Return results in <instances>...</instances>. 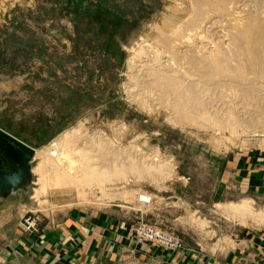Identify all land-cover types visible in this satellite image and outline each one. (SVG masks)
Returning <instances> with one entry per match:
<instances>
[{"label": "rangeland", "instance_id": "obj_1", "mask_svg": "<svg viewBox=\"0 0 264 264\" xmlns=\"http://www.w3.org/2000/svg\"><path fill=\"white\" fill-rule=\"evenodd\" d=\"M197 1L0 0V128L39 149L82 125L70 145L79 149L85 142L94 159L102 153L100 165L116 159L118 167L123 162L120 173L126 172L106 183L104 191L85 186L81 194L66 187L38 190L36 197L38 177L32 172L26 193L0 200V264H264V223L243 222L227 209L243 199L252 200L256 211L264 209V126L252 129L249 123L264 111V87L255 96L232 81L201 88L203 111L209 110L212 123L205 114L196 117L198 124L197 119L174 120L173 111L156 100L143 107L135 94L141 91L132 88L135 53L157 46L164 36L160 27L171 14L180 20L170 24H180L192 16ZM259 13L261 20L255 19L264 34ZM224 32H211L205 40L224 39ZM236 106L248 114L240 116L235 131L226 114L240 115ZM99 135L107 143L95 150L91 143ZM39 162L34 158L32 167ZM151 163L162 170L145 172ZM137 166L142 173L134 170ZM91 213L115 221L125 234L120 239L102 235L110 244L98 252L84 248L80 236ZM73 229L76 236L69 234ZM147 230L171 236L176 246L142 241Z\"/></svg>", "mask_w": 264, "mask_h": 264}, {"label": "bare ground", "instance_id": "obj_2", "mask_svg": "<svg viewBox=\"0 0 264 264\" xmlns=\"http://www.w3.org/2000/svg\"><path fill=\"white\" fill-rule=\"evenodd\" d=\"M259 11L263 12L264 14V0H198L193 4V7L190 8V13H191L190 15L192 16L188 17L184 22L181 20L182 23L180 24L178 23L170 24V21L180 20L179 15L176 12L175 13L173 12L170 16V20L165 22L163 27H160L159 34H161V36L162 35L164 36L162 37V40L159 41L157 46L151 44H150L151 46H149L148 44L149 48L144 49L146 47L143 46L144 48H141L140 50L138 49L139 52L137 50L138 53H135L136 57L138 56V60H137L138 64L134 65V67L133 66L131 67V68H135V67L136 68L134 69L135 72H133L130 77L132 78V82H133L132 85H134L132 88L137 87L138 90L141 91V93L135 92V94L137 96L139 94L140 99L143 101L142 103H144L143 107L146 106L145 102L147 100L150 102L156 100L155 102H157L159 105L166 108V110H170V114L172 113L171 111H173V114L170 116L171 117L173 116V119L175 116L176 118L174 120H178L180 122H184V121L194 122V120L197 119L196 117H206L204 115L207 112H209V110L206 113L205 111H203V107H202L203 102L201 100L202 94L200 95V92L202 90L201 88L205 89L208 87L207 90L209 91V87L212 88V87L220 86L222 84L224 85L225 81L235 82L236 84H238L237 87L241 86L251 95L255 94L256 89L258 90L260 88H263L264 87V34L262 33V30H260L262 29L259 26L261 24L258 25L255 19V16L256 17L260 16L258 15L260 14ZM223 30L225 31L224 39L219 38L220 40L218 41L214 40L213 43L205 40L206 38L208 39V36L211 35L210 34L211 32L212 35L213 34L217 35L216 33H219L220 31ZM216 37L217 36H215V38ZM131 70L133 71V69ZM226 87L227 86L224 87L225 91H226ZM231 88L233 87L230 86V89ZM218 90H220V88H218ZM231 90L227 92L231 93ZM243 92L244 91H242V93ZM129 93L131 94L130 96L134 95V93H132V90H130ZM217 94L220 95L219 93ZM232 95L234 94L232 93ZM251 95H249V97ZM257 95L259 97L258 100H260L261 96H259V93ZM208 97L210 96L208 95ZM220 99L218 98V100ZM241 99L243 98L241 97ZM250 100L252 99H249V101ZM230 103L227 104L229 105ZM250 105L252 106V104ZM237 106L240 109L241 105H237ZM244 106L246 105H243L242 108H244ZM227 109L229 108H225V110ZM244 109L240 111L237 109L240 115L236 114L235 111L231 112L228 110L230 112V113L228 112L229 114H226V118L227 115H229L228 121L226 120L227 122L226 123L224 119L223 122H225L227 125L229 122V125L231 127L230 130L235 129L236 131V127L234 128V126L236 125L240 129L241 125L239 127L238 122H240L243 118L240 116L241 115L244 116V114L247 113ZM262 110L264 109L262 108ZM263 112L261 111L259 112L257 120L256 119L254 120V118L251 119V121L249 120L251 128L255 124L259 125V127L264 126ZM250 114L252 115V113ZM220 115L222 114L220 113ZM247 116H249L250 119V115ZM211 117L212 116L209 115L207 119L210 120ZM213 117H215V114ZM217 118L220 119V116ZM221 118H225V117L221 116ZM209 122L212 123L211 120ZM218 122L220 123V120ZM197 124H198V119H197ZM215 126L216 128H218L216 124ZM242 127H246V126L244 125ZM247 127H249V124ZM223 128H221L220 131ZM225 129H227L226 126ZM252 129L255 128L253 127ZM82 131H83L82 125H77L74 128L64 130L55 138H53L48 144L42 146V148L36 149L32 147L34 149V155L31 159L30 172L31 174L32 172L36 173L38 177L37 183L39 185L38 188L34 189V197H36L38 190L42 192L47 189H57V188H66V187H75V189L81 194L85 186H90V187L95 186L97 188H101L102 191L103 190L102 188H104V185L106 183L108 184V182L110 183V182H114V180H118V177L120 175H122L120 177L123 178V175L126 172L125 173L121 172L122 173L121 174L119 168L120 166L122 168L123 162L119 163L120 164L119 167L116 164V159L113 160V162H111L109 165L105 163V165L107 166L100 165V163L97 162V158L101 156L102 153L100 154L98 153L99 156L94 159L92 155L93 154L92 152L94 150L91 149L90 145L89 147H87L85 142H83L84 147H81L79 149H77V147H73V144L70 145L72 143L71 138L72 137L75 138L76 135H81ZM97 138L99 139H94L92 140L93 142L91 143L97 148L95 150H99L102 146H104V144L107 143V142L104 143V141H102V139L104 138H102L101 135H99V137ZM90 142L91 140L88 142V144ZM91 150L93 151L91 152ZM113 155L114 154H112V156ZM34 158H40V162L37 164V166L32 167V161L34 160ZM129 160L131 161L132 159ZM140 163L146 166V164H144V162H141V160ZM153 163H151V165L148 164V166L150 165L149 167L150 170H147L146 168L147 166L146 167L143 166V168L147 170L145 172L152 171L153 168L156 169V171L162 170L161 164L158 165L157 163L156 164ZM137 167H133L134 170L136 169L141 170L137 172L142 173V169H141L142 166L141 168L140 167L137 168ZM129 168L131 169V166L128 167V169ZM128 169H126V171ZM123 170L124 169H122V171ZM131 172L134 171L132 170ZM160 173L162 174V172ZM149 174L152 173L149 172ZM140 198L142 200L148 199L146 195H140ZM251 205H252V200L243 199L241 202L237 204L230 203L229 205H227V209L230 210L231 214L239 217L243 222L246 218H250L252 219V221L254 220L257 223L258 222L264 223V209L256 211L252 208Z\"/></svg>", "mask_w": 264, "mask_h": 264}, {"label": "water", "instance_id": "obj_3", "mask_svg": "<svg viewBox=\"0 0 264 264\" xmlns=\"http://www.w3.org/2000/svg\"><path fill=\"white\" fill-rule=\"evenodd\" d=\"M33 155L31 146L0 128V200L28 191Z\"/></svg>", "mask_w": 264, "mask_h": 264}, {"label": "crops", "instance_id": "obj_4", "mask_svg": "<svg viewBox=\"0 0 264 264\" xmlns=\"http://www.w3.org/2000/svg\"><path fill=\"white\" fill-rule=\"evenodd\" d=\"M243 166H242V170L244 169ZM262 172H264V168H263ZM255 177L257 178L258 175L256 174ZM85 221H86L84 224V225H86L85 229H82L84 231L85 235L82 234V236H80L82 239H85L84 240L85 242L83 243L84 248L87 246L88 247L94 246L95 248L97 247V250H96L97 252L99 251V248H101L103 246L105 247L109 243L102 237V235L103 236L112 235L113 237L120 239L122 234H125V231H126V229L123 226L116 224L115 221L113 223L109 220L107 221L106 217L103 214H99V213H97V214L91 213L90 215L86 216ZM89 226H91V227H89ZM72 227H73V225H72ZM66 231L68 233L67 229H66ZM76 232H77V229H75V230L73 229V230H71V232L69 231V234L71 233V235L74 234L76 236ZM67 233H65L63 235H65V237H69ZM78 245H79V243H78ZM79 246H81V245H79ZM94 247H92V248H94ZM82 250H84V249H82Z\"/></svg>", "mask_w": 264, "mask_h": 264}, {"label": "built area", "instance_id": "obj_5", "mask_svg": "<svg viewBox=\"0 0 264 264\" xmlns=\"http://www.w3.org/2000/svg\"><path fill=\"white\" fill-rule=\"evenodd\" d=\"M142 237V241L148 243H158L171 247H174L177 244L172 240L173 238L171 236L161 235L157 231L147 230L143 233Z\"/></svg>", "mask_w": 264, "mask_h": 264}]
</instances>
